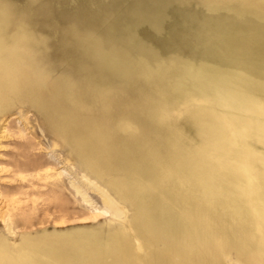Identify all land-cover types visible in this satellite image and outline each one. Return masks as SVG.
<instances>
[{
	"label": "rangeland",
	"instance_id": "obj_1",
	"mask_svg": "<svg viewBox=\"0 0 264 264\" xmlns=\"http://www.w3.org/2000/svg\"><path fill=\"white\" fill-rule=\"evenodd\" d=\"M239 1L0 0L24 22L0 68L25 78L0 99L9 264H113L114 239L124 264H264V0Z\"/></svg>",
	"mask_w": 264,
	"mask_h": 264
},
{
	"label": "bare ground",
	"instance_id": "obj_2",
	"mask_svg": "<svg viewBox=\"0 0 264 264\" xmlns=\"http://www.w3.org/2000/svg\"><path fill=\"white\" fill-rule=\"evenodd\" d=\"M0 68H2L0 66ZM3 73L2 69H0V74ZM7 75V74H6ZM3 77L5 78H8L10 76H4ZM14 97L13 95V92H10L7 88H0V99H2L3 102H9L11 100V98ZM244 100V99H243ZM128 151V150H127ZM98 191H100L101 193V196H102V199H103V203H104V206L102 209L100 208H95L94 209V213H97V214H103V213H107L109 212V214L111 215V218H118L121 213H122V209L121 207L113 200V198L106 192L104 191L102 188H98ZM108 214V213H107ZM146 224V223H145ZM187 226V225H186ZM183 230V229H181ZM216 230V229H215ZM181 233V232H180ZM181 235V234H180ZM221 240L217 241L218 243L220 242ZM114 242L116 244V249H114L116 251V254L112 253L113 254V257H112V262L113 264H124V255L123 254H128L127 250L125 248H123V246H121V241H119L118 239H114ZM222 243V242H221ZM108 251H111L109 248H108ZM168 252V251H167ZM117 253L119 254V256H117ZM133 253V256L137 255V256H140L134 252ZM171 254V253H170ZM8 253H2L0 255V261L4 262L5 264H9V261H8ZM175 255V254H174ZM174 255L171 256V259L172 260H166L160 264H186L184 262L183 259L181 258H178L176 259L174 257ZM130 257V256H129ZM141 258H144V257H141ZM214 258V257H213ZM115 259H118L117 261ZM159 259V258H158ZM21 263L24 264V257L21 256ZM191 262V261H190ZM193 263V262H192ZM194 264V263H193Z\"/></svg>",
	"mask_w": 264,
	"mask_h": 264
},
{
	"label": "clouds",
	"instance_id": "obj_3",
	"mask_svg": "<svg viewBox=\"0 0 264 264\" xmlns=\"http://www.w3.org/2000/svg\"><path fill=\"white\" fill-rule=\"evenodd\" d=\"M24 22L11 15L5 20L4 13L0 12V27L7 28V49L0 47V66L3 65L4 60L11 63L14 59L12 50L16 47L22 35V24ZM25 82L24 77H8L5 78L0 75V88H7L10 92H14L23 87Z\"/></svg>",
	"mask_w": 264,
	"mask_h": 264
},
{
	"label": "water",
	"instance_id": "obj_4",
	"mask_svg": "<svg viewBox=\"0 0 264 264\" xmlns=\"http://www.w3.org/2000/svg\"><path fill=\"white\" fill-rule=\"evenodd\" d=\"M203 2H205V4H207L208 5V3H209V0H203ZM225 2H228V4H233L234 5V2L235 3H237V4H239L240 5V7H242V3H241V1H239V0H225ZM244 7V6H243ZM233 9V8H232ZM247 9V8H246ZM95 36H98V35H95ZM131 53V52H130ZM131 55H132V57L133 58H135V59H138V60H140L141 62H145L149 67H151V69L154 71V70H161L160 68L163 66V65H166L168 62L166 61V60H163V59H156V60H154V61H151L150 59H147L146 57H144L143 55H141V54H138V53H134V54H132L131 53ZM176 60L175 59H172L170 62L171 63H173V62H175ZM183 64H185V65H187V64H189V63H187V62H185V61H183L182 62V65ZM188 66V65H187ZM227 70L228 71H226V72H230V68L228 69L227 68ZM235 69H233V70H231V72H236V71H234ZM188 71H189V69H188ZM186 91H187V96H188V94H190L191 92H194V94L196 93V91H192V90H187V89H185ZM174 92H172V94H173ZM161 115H162V117L161 118H159V117H156L155 116V118L153 119V121L156 123V125H160V122H162L163 120H166V121H169L172 125H175L174 124V122H173V120H172V115H171V112H170V109H167V108H165L164 107V112H162L161 111ZM145 118H146V116H145ZM147 119V118H146ZM177 129H179V128H177ZM185 140H186V142H189V148L190 149H195V148H198V146H200V138L199 137H197V139L196 140H188L187 138H185ZM78 166V165H77ZM79 167V166H78ZM80 169V168H79ZM128 207V206H127ZM129 208V207H128ZM109 225H110V223H106V225H102V226H88L87 228H102L104 231H106L108 228H109ZM48 231H42V232H38V233H35V234H32V235H30V236H39V235H41V234H45V233H47Z\"/></svg>",
	"mask_w": 264,
	"mask_h": 264
}]
</instances>
